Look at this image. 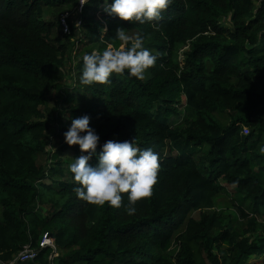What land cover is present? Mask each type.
<instances>
[{"label": "trees", "instance_id": "1", "mask_svg": "<svg viewBox=\"0 0 264 264\" xmlns=\"http://www.w3.org/2000/svg\"><path fill=\"white\" fill-rule=\"evenodd\" d=\"M67 6L79 1L0 0V264H264V0H172L144 24L88 0L76 27ZM119 27L157 54L149 79L81 85L83 55L119 47ZM67 114L90 118L97 153L134 139L158 154L135 215L127 194L120 209L76 196L60 158L82 155L64 142ZM25 247L35 261L18 260Z\"/></svg>", "mask_w": 264, "mask_h": 264}, {"label": "clouds", "instance_id": "2", "mask_svg": "<svg viewBox=\"0 0 264 264\" xmlns=\"http://www.w3.org/2000/svg\"><path fill=\"white\" fill-rule=\"evenodd\" d=\"M104 12L121 21L159 22L162 13L172 0H103ZM106 31V30H105ZM113 41L102 52L94 50L83 55L79 83L84 86L106 85L112 82L113 74L125 73L137 80L146 79V73L155 66L157 54L145 47V37L137 35L134 39L122 28L116 31ZM64 142L69 146H79L82 153L73 159L69 172L78 185L74 188L76 196L90 205L120 209L127 194L128 204L124 211L128 216L137 213L136 203L150 198L158 182L160 169L159 156L152 148L140 149L131 141L109 140L97 148L100 137L90 127V118L85 115L71 120L64 133ZM86 153V155H85ZM93 157L98 163L89 162Z\"/></svg>", "mask_w": 264, "mask_h": 264}, {"label": "rangeland", "instance_id": "3", "mask_svg": "<svg viewBox=\"0 0 264 264\" xmlns=\"http://www.w3.org/2000/svg\"><path fill=\"white\" fill-rule=\"evenodd\" d=\"M88 1V0H87ZM261 1V0H260ZM82 9H80V5H79V8L77 7V6H67L66 8H65V13L68 15V18H70V22L73 24V26H79L80 24H81V14H82ZM81 13V14H80ZM99 17H101V16H99ZM46 19H49V18H46ZM101 19V18H100ZM119 28H122V27H119ZM118 29V28H117ZM117 29H115V31H117ZM122 29H124V28H122ZM125 31H126V33L130 36V37H132V38H134V36H135V33H131V32H129V31H127L126 29H124ZM116 33V32H115ZM80 36V34H79V31H77L76 32V37H75V39L77 38V37H79ZM114 44V43H113ZM117 44H119V43H117ZM114 46H115V44H114ZM93 48V47H92ZM91 48V49H92ZM89 50V49H88ZM95 50V49H94ZM84 53V51H82L81 52V54L80 55H82ZM77 54V55H76ZM75 56H78V53H75V55H74V57ZM182 58H183V56H182ZM149 77H150V73H149V71L146 73V79L145 80H148L149 79ZM219 117V116H218ZM220 120L223 122V124H225V125H227L228 123H229V121H230V119H229V117H228V115H221L220 117ZM187 119V117H185L184 115L183 116H181V117H179L178 119H176V118H173L172 119V121H174V123L176 124V125H178L180 122H182V124L184 123V121ZM71 120H72V115H70V114H67L66 116H65V118H64V123L67 125V127H68V129H69V127H70V125H71ZM55 152V151H54ZM79 156H77V155H75V154H73V153H64V154H62L61 156H60V158H62V160L64 161V164H63V166H62V168H64V169H66V171L68 172V170L67 169H69V165L72 163V162H74L73 161V159H75V158H78ZM57 178H60V176H58ZM45 183H47V184H50V182L49 181H45ZM56 188H57V186H55ZM231 189V188H230ZM60 255V252L58 251V253H57V255H56V257H58Z\"/></svg>", "mask_w": 264, "mask_h": 264}, {"label": "built area", "instance_id": "4", "mask_svg": "<svg viewBox=\"0 0 264 264\" xmlns=\"http://www.w3.org/2000/svg\"><path fill=\"white\" fill-rule=\"evenodd\" d=\"M80 9L84 8V5L86 4L87 0H78ZM68 16V15H67ZM80 26V25H79ZM61 27L63 29L64 34H69L70 29L67 23V18L64 17L61 21ZM244 133L247 135L248 130L245 129ZM40 249H52L53 254L51 258L56 257L57 255V246L54 238L49 234H44L41 241H40ZM38 251L36 249H32L30 247H25L24 251L19 255L18 260L22 263H28L35 261L38 258Z\"/></svg>", "mask_w": 264, "mask_h": 264}]
</instances>
